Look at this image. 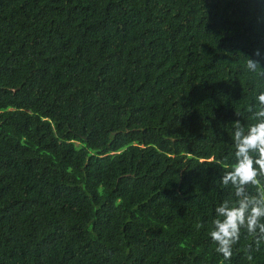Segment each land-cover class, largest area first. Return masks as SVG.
<instances>
[{"label": "trees", "instance_id": "16d2710c", "mask_svg": "<svg viewBox=\"0 0 264 264\" xmlns=\"http://www.w3.org/2000/svg\"><path fill=\"white\" fill-rule=\"evenodd\" d=\"M262 95L264 0H0V264H264L209 235Z\"/></svg>", "mask_w": 264, "mask_h": 264}, {"label": "clouds", "instance_id": "9594fccd", "mask_svg": "<svg viewBox=\"0 0 264 264\" xmlns=\"http://www.w3.org/2000/svg\"><path fill=\"white\" fill-rule=\"evenodd\" d=\"M254 54L259 55V49ZM248 63H252L250 57ZM259 99L264 103V95ZM233 126L238 129L233 137L235 163L222 178V183L227 185L231 181L236 195L243 198L231 207L227 201L218 206L215 209L218 218L214 219L209 232L217 245L216 252L222 254L225 260L231 258L233 245L240 239L241 228H246L247 233L253 236L259 229L261 235L256 241L264 240V223L261 222L264 220V192L258 199L244 195L246 185L258 186V177L264 176V121L249 125L246 134L239 121H235ZM248 259H252L251 255Z\"/></svg>", "mask_w": 264, "mask_h": 264}]
</instances>
